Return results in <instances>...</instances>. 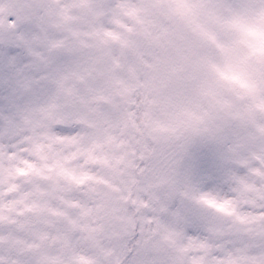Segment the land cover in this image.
I'll list each match as a JSON object with an SVG mask.
<instances>
[{"label": "clouds", "instance_id": "obj_1", "mask_svg": "<svg viewBox=\"0 0 264 264\" xmlns=\"http://www.w3.org/2000/svg\"><path fill=\"white\" fill-rule=\"evenodd\" d=\"M240 4L246 6L244 23L264 33V0H105L103 15L90 11L100 10L96 0L86 4L79 0H0V16L6 20L0 28V63H26L33 54H42L60 42L79 49L85 57L109 53L103 77L80 79L86 61L78 68L69 67V72L77 74L69 77L65 87L73 90L76 100L65 106L62 98L61 108L48 122L50 127L42 130L68 137L53 144L48 164L59 159L75 175L90 177L73 198L83 203L90 188L109 193L120 189L112 193L106 217H81L79 208L71 209L81 225H103L106 231L125 233L129 247L141 238L142 230L147 233L155 228L147 222L154 215L155 199L138 190L141 172L149 164L169 174L167 183L153 179L159 184L158 195L174 190L177 201L192 205L194 201L184 197V192L190 196L206 193L219 201H233L241 214L264 206L258 192L245 191L240 183L243 180L264 192V42L247 37L262 49L253 53L248 44L241 43L242 33L212 20L215 13L230 18L222 6ZM196 25L214 33L228 51L221 52L203 39ZM98 31L101 36L110 31L127 45L111 40L102 45L95 35ZM228 60L254 85V91L219 80L209 67V62L223 66ZM114 106L125 121L109 127L99 120L98 112ZM56 120L64 121V133L56 131ZM108 135L115 137L112 143L107 142ZM39 142L50 143L44 136ZM132 151L139 169L133 170L137 184L128 181L124 163L113 167L116 158ZM22 155L36 160L28 153ZM232 161H246L247 166ZM193 187L195 192H191ZM87 203L93 206V201ZM35 227L48 231V239L21 233L0 245L5 257L27 264H40L42 257L49 264H114L118 256V241L104 239L103 234L100 244L112 250V255L102 254L88 239L87 230L73 232L65 242L55 228ZM259 243L262 246L252 248L250 255L264 258V241ZM178 246L183 242L178 241Z\"/></svg>", "mask_w": 264, "mask_h": 264}, {"label": "snow or ice", "instance_id": "obj_2", "mask_svg": "<svg viewBox=\"0 0 264 264\" xmlns=\"http://www.w3.org/2000/svg\"><path fill=\"white\" fill-rule=\"evenodd\" d=\"M86 3L87 0H79V4ZM96 3L100 10L90 11L103 15L105 0H96ZM245 10L244 4L224 5L221 11L231 13V17L224 19L220 13H215L212 20L223 28L242 33L245 39L241 43L248 44L255 53L262 49L250 44L247 37H259L264 42V33L244 23ZM65 19L70 17L66 16ZM5 24V18L0 16V28ZM196 29L203 39L210 41L221 52L228 51V46L221 43L214 33L200 25H196ZM95 35L102 45H107L109 40L127 45V41H121L118 35L110 31L103 36L98 31ZM107 55L108 52H101L99 55L85 57L79 49L68 48L60 42L53 43L42 54H33V59L26 63L15 60L6 65L0 63V245L6 240H15L21 233H30L44 241L48 239L49 232L35 227L43 225L49 229L55 228L65 242L73 232L87 230L90 242L106 256L112 255V250L100 244V235L103 234V238L109 241H118V256L114 264H264V258L250 255L251 249L261 247L259 241H264V206L241 214L236 211L233 201H219L206 193L190 196L189 192H184V197L194 201L192 205L177 201L174 190L158 195L159 184L153 183V179L167 183L169 174L160 173L158 167L152 164L141 172L142 180L138 190L149 193L155 199L156 207L152 209L154 215L147 218V222L155 224V228L147 233L142 230L141 238L134 245L128 246L125 233L106 231L103 225L96 228L84 226L78 218H73L70 210L74 208L80 209L81 217H106L112 193L120 189L113 188L112 193H109L90 188L84 195L87 200L93 201L92 207L88 206L87 200L82 203L80 199L73 198L78 187L84 185L90 177L75 175L59 159L48 164L53 144L63 142L68 137L52 136L42 130L50 127L48 122L61 108L62 98L65 106L76 100L73 90L65 87L69 77L77 74L69 72V67L78 68L81 62L86 61V72L80 75V79H84L85 75L103 77L108 71L105 67ZM209 67L219 80L254 91V85L244 79L230 60L223 66L209 62ZM119 111V107L114 106L113 110L98 112V118L107 126L114 127L125 121ZM63 124V120L55 121L57 132L66 131ZM261 131L264 132V128ZM28 132H31L30 136L26 135ZM41 136L46 137L50 143L45 145L39 142ZM114 139L111 135L107 136L108 143ZM213 140L218 138L213 137ZM26 143L30 146L25 147ZM23 153L34 156L36 160L30 161ZM103 162L109 163L107 159ZM121 163L127 169L128 181L137 184L133 171H139L136 169L135 151L116 158L113 167ZM231 163L247 166L246 161ZM21 178L22 182H18ZM59 178H63L67 184L61 183ZM232 179L236 177L233 175ZM240 183L245 191L258 192L259 200L264 201V192H259L243 180ZM72 185L77 188L74 189ZM195 191L193 187L191 192ZM178 241L183 242L182 247L178 246ZM0 264L27 262L10 261L0 250ZM40 264H49L48 258L42 257Z\"/></svg>", "mask_w": 264, "mask_h": 264}]
</instances>
